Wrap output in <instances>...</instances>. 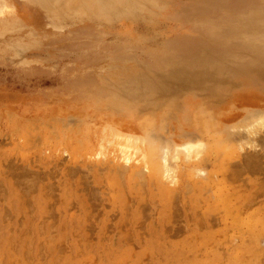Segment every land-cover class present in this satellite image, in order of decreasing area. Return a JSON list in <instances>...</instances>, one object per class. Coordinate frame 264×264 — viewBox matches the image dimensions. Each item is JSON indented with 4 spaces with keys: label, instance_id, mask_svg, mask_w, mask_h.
Listing matches in <instances>:
<instances>
[{
    "label": "rangeland",
    "instance_id": "rangeland-1",
    "mask_svg": "<svg viewBox=\"0 0 264 264\" xmlns=\"http://www.w3.org/2000/svg\"><path fill=\"white\" fill-rule=\"evenodd\" d=\"M7 1L0 264H264V0Z\"/></svg>",
    "mask_w": 264,
    "mask_h": 264
},
{
    "label": "bare ground",
    "instance_id": "bare-ground-1",
    "mask_svg": "<svg viewBox=\"0 0 264 264\" xmlns=\"http://www.w3.org/2000/svg\"><path fill=\"white\" fill-rule=\"evenodd\" d=\"M0 14H1V16H4V15H6V14H13V11H12V8H11V5L8 3V1L7 0H0ZM1 23V22H0ZM3 24V23H2ZM127 26V25H126ZM6 28V26H4V25H2L1 27H0V31L1 30H3V29H5ZM88 39V38H87ZM80 42V41H79ZM258 69V68H257ZM261 86V85H260ZM262 88H264V86H261ZM244 95V97H247V94L246 93H244L243 94ZM244 97H242V96H240V98H243V100H244ZM252 97H254L255 98V100L253 101L254 102V105L255 106H259L261 103H264V95H254V94H252ZM242 100V101H243ZM241 101V100H240ZM255 102H261V103H255ZM241 106H242V108L243 109H247V105L244 103V102H241V103H239ZM248 106H250V105H248ZM259 110V109H258ZM257 110V112H259L258 114L256 113V115H257V117H256V119H255V121H256V124L257 125H262L263 123H264V111H262V109L261 110H259L258 111ZM256 112V111H255ZM254 112V113H255ZM254 113H253V115H254ZM252 115V114H251ZM243 118V117H242ZM241 118V119H242ZM244 118H246L245 116H244ZM249 118V117H248ZM250 119H251V117H250ZM239 121V120H238ZM250 121V120H249ZM252 121V120H251ZM241 122H243V121H241ZM245 122V121H244ZM115 124V123H114ZM229 124V123H228ZM246 124V123H245ZM242 125V124H241ZM240 125V126H241ZM127 126V125H126ZM239 126V127H240ZM247 126H249L248 124L246 125V129L248 128L250 131H251V129L249 128V127H247ZM252 126H253V123H252ZM108 127V126H107ZM122 127V126H121ZM242 127H243V125H242ZM254 127V126H253ZM256 128V127H255ZM259 128H261L260 126H259ZM258 128V129H259ZM128 129V128H127ZM244 129H245V127H244ZM254 129V128H253ZM129 130V129H128ZM132 130V129H131ZM217 130V129H216ZM228 130V129H227ZM102 131H103V128H102ZM108 131L111 133V136H112V139H113V141L115 142V144L117 145H119V147L121 148V151H126V154H127V150H128V152H130L129 150H131L132 149V151L135 149L136 150V152H137V150L139 149V147H134V144H137V141L139 142V140L141 139V136H139V135H136L135 133H132V132H130V131H124V130H120L119 128H116V127H113V126H111V127H109L108 128ZM229 131V130H228ZM259 131V130H258ZM109 132H107V133H109ZM257 132V131H256ZM228 133V132H227ZM102 135H104L103 133H102ZM110 135V134H109ZM103 137V136H102ZM106 137V136H105ZM157 137H158V135H157ZM151 138V137H150ZM107 139V138H106ZM160 139V138H159ZM157 140V139H156ZM103 141H105V139L103 140ZM112 141V140H111ZM148 141H150V140H148ZM100 142V141H99ZM142 142V141H141ZM154 141H152V143H153ZM102 143V142H101ZM112 143V142H111ZM149 143H151V141L149 142ZM149 143H147V145L149 144ZM184 143V142H183ZM186 143V142H185ZM107 144V143H106ZM141 144V143H140ZM154 144V143H153ZM152 144V145H153ZM161 144H162V142H161ZM186 144H187V147H186ZM185 145H184V149H185V147H186V151H187V148H188V144H190V146H189V148L191 147V142L190 143H186ZM197 144V143H196ZM195 144V145H196ZM114 145V144H113ZM115 145V146H116ZM142 145V144H141ZM156 145H159V144H156ZM107 146V145H106ZM160 146V145H159ZM166 146V145H165ZM100 147V146H99ZM146 147H149L150 148V146H146ZM162 147H164V145L162 146ZM196 146H194V148H195ZM199 147V146H198ZM134 148V149H133ZM144 148V147H143ZM148 148V149H149ZM180 148H181V150H182V148H183V145H182V147L180 146ZM192 148H193V146H192ZM98 149V148H97ZM96 149V150H97ZM103 149V148H102ZM101 149V150H102ZM156 149V150H155ZM157 149L159 150L158 152H155L153 155H156L157 153L159 154V152H160V150H162L161 149V147H159V148H155V146H154V148H153V151L155 150V151H157ZM175 149H177V148H175ZM183 149V152L185 151ZM107 150H109V149H107ZM116 150V149H115ZM141 150H142V148H141ZM165 150V149H164ZM185 151V152H186ZM189 151V150H188ZM187 151V152H188ZM115 152V151H114ZM144 152V151H143ZM148 152L149 153H152L150 150L149 151H147V155L149 156V154H148ZM164 152V151H163ZM177 152V151H176ZM110 153V152H109ZM122 152H120V154H121ZM162 153V152H161ZM161 153H160V155H161ZM166 153H167V151H166ZM175 153V152H174ZM125 154V155H126ZM132 154V153H131ZM141 154H143V153H141ZM188 154V153H187ZM128 156V155H127ZM146 155H144V157H145ZM120 157V156H119ZM129 157V156H128ZM128 157H125V158H128ZM132 157V156H131ZM138 157V156H137ZM156 157V156H155ZM174 157H175V154H174ZM130 158V157H129ZM161 158V157H160ZM150 160V162H149V160ZM152 158H148L147 157V159L146 160H148V162H149V164H151V163H153V161L152 160H154V159H152ZM169 159V158H168ZM172 159H174V158H172ZM152 161V162H151ZM166 161V160H165ZM137 162V161H136ZM144 162H145V160H144ZM143 164V163H142ZM157 164V163H156ZM162 164V163H161ZM165 164V163H164ZM167 164V163H166ZM169 164V163H168ZM167 164V165H168ZM136 165V164H135ZM152 165V164H151ZM158 165V164H157ZM147 166V165H146ZM153 166L155 167V163L153 164ZM162 166H164V165H162ZM172 166V165H171ZM132 167H134V166H132ZM179 167V166H178ZM138 168V167H137ZM171 168V167H170ZM17 169V168H16ZM168 169V168H167ZM136 170V169H135ZM159 170H161V168L159 169ZM165 170V169H164ZM171 171V170H170ZM162 172H164V171H162ZM162 172H160L161 174H162ZM163 174H165V173H163ZM14 175V174H13ZM159 176V175H158ZM162 177V176H161ZM18 179V178H17ZM163 179V178H162ZM18 184V183H17ZM21 188V187H20Z\"/></svg>",
    "mask_w": 264,
    "mask_h": 264
},
{
    "label": "crops",
    "instance_id": "crops-1",
    "mask_svg": "<svg viewBox=\"0 0 264 264\" xmlns=\"http://www.w3.org/2000/svg\"><path fill=\"white\" fill-rule=\"evenodd\" d=\"M0 16H1V14H0ZM14 16V12H13V14H11V16L10 17H6V15H4L1 19H0V22L1 23H4V22H6V23H10V24H13L14 22H15V18L13 17ZM24 126V125H23ZM9 128V131H10V134H16V132L21 128L20 127V125H17V126H14L13 128H11V127H8ZM13 136V135H12ZM8 152L9 151H11V146H9V148H8V150H7Z\"/></svg>",
    "mask_w": 264,
    "mask_h": 264
}]
</instances>
